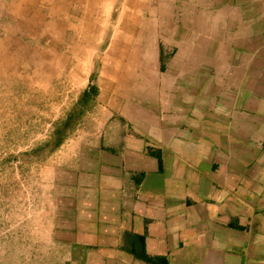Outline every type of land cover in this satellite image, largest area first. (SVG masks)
I'll list each match as a JSON object with an SVG mask.
<instances>
[{"label":"crops","instance_id":"0c3cea01","mask_svg":"<svg viewBox=\"0 0 264 264\" xmlns=\"http://www.w3.org/2000/svg\"><path fill=\"white\" fill-rule=\"evenodd\" d=\"M18 47L85 102L40 173L51 264H264V0H0Z\"/></svg>","mask_w":264,"mask_h":264},{"label":"rangeland","instance_id":"374dc122","mask_svg":"<svg viewBox=\"0 0 264 264\" xmlns=\"http://www.w3.org/2000/svg\"><path fill=\"white\" fill-rule=\"evenodd\" d=\"M19 51L29 63L0 54V264H51L37 214L40 173L53 149L38 158L30 151L50 139L76 89L49 80L44 55Z\"/></svg>","mask_w":264,"mask_h":264},{"label":"trees","instance_id":"16d2710c","mask_svg":"<svg viewBox=\"0 0 264 264\" xmlns=\"http://www.w3.org/2000/svg\"><path fill=\"white\" fill-rule=\"evenodd\" d=\"M84 104L85 102L83 100H80L77 104H75V106L68 113L67 117L64 120H60L53 127L50 139L45 141L43 144L38 145L30 152L38 158L42 153L45 154L53 149L62 140L64 132L69 130L67 128H69L70 125L74 123L75 119L79 116L80 112L84 108Z\"/></svg>","mask_w":264,"mask_h":264}]
</instances>
